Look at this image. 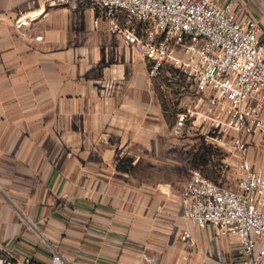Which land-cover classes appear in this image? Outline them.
Returning <instances> with one entry per match:
<instances>
[{
    "label": "crops",
    "instance_id": "0c3cea01",
    "mask_svg": "<svg viewBox=\"0 0 264 264\" xmlns=\"http://www.w3.org/2000/svg\"><path fill=\"white\" fill-rule=\"evenodd\" d=\"M241 1L264 31V0ZM20 14L30 20L17 27ZM146 64L100 9L0 0V226L12 255L236 264L234 235L182 215L190 168ZM246 143L264 171V135Z\"/></svg>",
    "mask_w": 264,
    "mask_h": 264
},
{
    "label": "built area",
    "instance_id": "2783aa9c",
    "mask_svg": "<svg viewBox=\"0 0 264 264\" xmlns=\"http://www.w3.org/2000/svg\"><path fill=\"white\" fill-rule=\"evenodd\" d=\"M53 1L100 9L108 29L140 50L150 75L164 64L182 72L190 94L176 112L172 133L195 128L209 146L234 153L232 162L219 165V180L197 168L190 171L181 191L182 215L217 235H234L236 264H261L264 171L244 155L246 135H264V31L259 21L241 0ZM29 20L20 14L15 24L21 27ZM181 236L190 233L184 230ZM1 237L0 226V264H38L30 254L12 255ZM50 264L80 263L54 252Z\"/></svg>",
    "mask_w": 264,
    "mask_h": 264
},
{
    "label": "rangeland",
    "instance_id": "374dc122",
    "mask_svg": "<svg viewBox=\"0 0 264 264\" xmlns=\"http://www.w3.org/2000/svg\"><path fill=\"white\" fill-rule=\"evenodd\" d=\"M152 76L154 77L156 94L171 129L176 112L186 103L190 94L189 89H187V80L181 71L174 69L170 64H164L157 74ZM171 137L182 142L184 152L181 159L184 160L190 171L197 168L202 174L219 180L221 173L219 165L224 164L225 161H233V151L219 146H209L195 128H187L178 136L171 131Z\"/></svg>",
    "mask_w": 264,
    "mask_h": 264
}]
</instances>
